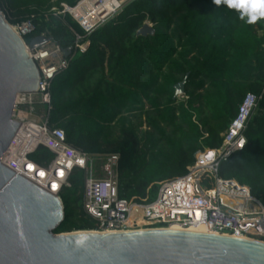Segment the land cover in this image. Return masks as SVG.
Masks as SVG:
<instances>
[{"label": "trees", "instance_id": "obj_1", "mask_svg": "<svg viewBox=\"0 0 264 264\" xmlns=\"http://www.w3.org/2000/svg\"><path fill=\"white\" fill-rule=\"evenodd\" d=\"M79 1L0 0V10L9 25L30 20L32 37L45 35L63 51L82 32L51 9ZM144 23L154 36L136 38ZM86 39L87 51L50 82L48 124L90 157L102 147L119 154L120 199L151 201L197 151L218 148L252 94L244 149L220 164L218 176L247 186L264 207V18L245 23L213 0H132ZM184 78L186 100L178 101L175 86ZM30 158L42 166L53 154L39 147ZM83 181L74 169L61 190L64 220L55 234L96 229L82 210Z\"/></svg>", "mask_w": 264, "mask_h": 264}, {"label": "built area", "instance_id": "obj_2", "mask_svg": "<svg viewBox=\"0 0 264 264\" xmlns=\"http://www.w3.org/2000/svg\"><path fill=\"white\" fill-rule=\"evenodd\" d=\"M131 1L80 0L73 7L60 4L59 8H52L54 15H67L82 32V35L73 33V46L66 59L55 44L52 51L46 49L49 43L33 51L29 50L28 39L33 38L35 32V25L30 20L10 25L23 42L29 58L36 64L39 82L37 92L21 94L16 98L12 119L19 122V128L1 164L17 176L54 195L60 202L61 190L70 188L67 180L72 171L82 170V210L100 233L165 230L171 225H178L184 228H203L210 235L262 242L263 205L251 195L247 186L218 176L220 164L244 149L246 141L243 133L256 108V96H245L236 116L221 134L222 142L218 148H202L197 151L185 173L160 184L156 197L147 203L119 198L118 155L104 160L102 169L105 177L95 179L88 173L90 156L67 144L64 132L48 124L50 82L68 67L73 56L87 51L89 42L86 38L118 15ZM1 15L6 20L3 11ZM55 56H60L61 60L56 64L48 63ZM33 96L38 97L39 103L46 110L39 122L27 120L17 112V108L31 106L34 103ZM181 97L186 100L184 94ZM39 147L53 154V159L47 165L40 166L30 158Z\"/></svg>", "mask_w": 264, "mask_h": 264}, {"label": "water", "instance_id": "obj_3", "mask_svg": "<svg viewBox=\"0 0 264 264\" xmlns=\"http://www.w3.org/2000/svg\"><path fill=\"white\" fill-rule=\"evenodd\" d=\"M144 23L136 38L153 37ZM52 42L34 36L30 51ZM66 59L70 48L62 51ZM186 79L175 86L184 94ZM39 73L21 39L0 10V264H264V243L210 234L140 230L55 234L64 220L52 194L1 164L19 122L12 119L18 95L38 91Z\"/></svg>", "mask_w": 264, "mask_h": 264}, {"label": "rangeland", "instance_id": "obj_4", "mask_svg": "<svg viewBox=\"0 0 264 264\" xmlns=\"http://www.w3.org/2000/svg\"><path fill=\"white\" fill-rule=\"evenodd\" d=\"M3 13H4V11H3ZM46 49L48 51H52L54 49V43L50 42L48 45H46ZM60 60H61L60 56H55L48 63L56 64ZM32 98L34 100V103L31 106L17 108V112L19 115H23V117H25L27 120L39 122L45 116L46 110L39 103L38 97L33 96ZM176 99L178 101H185V99H183L181 97V95L177 96ZM112 155H118L119 156V154L117 152H114L112 149L102 147L97 151V153H95L94 155H92L90 157V165L88 168V173L91 175V177H93L95 179H102L105 177L103 169H102L103 163H104V160H106L109 156H112ZM117 175H118V171H117ZM156 193H157V191L154 193L153 199L156 197ZM89 231H97V230L94 229V230H89ZM74 232H84V231H74ZM86 232H88V231H86ZM262 242L264 243V240Z\"/></svg>", "mask_w": 264, "mask_h": 264}, {"label": "clouds", "instance_id": "obj_5", "mask_svg": "<svg viewBox=\"0 0 264 264\" xmlns=\"http://www.w3.org/2000/svg\"><path fill=\"white\" fill-rule=\"evenodd\" d=\"M213 3L217 6L223 3L228 9L235 10L239 19L248 24L264 18V0H213Z\"/></svg>", "mask_w": 264, "mask_h": 264}, {"label": "bare ground", "instance_id": "obj_6", "mask_svg": "<svg viewBox=\"0 0 264 264\" xmlns=\"http://www.w3.org/2000/svg\"><path fill=\"white\" fill-rule=\"evenodd\" d=\"M165 230H171V231H183V232H192V233H201V234H209L205 229L203 228H195V227H189L184 228L178 225H171ZM91 233H100L98 231H89Z\"/></svg>", "mask_w": 264, "mask_h": 264}, {"label": "snow or ice", "instance_id": "obj_7", "mask_svg": "<svg viewBox=\"0 0 264 264\" xmlns=\"http://www.w3.org/2000/svg\"><path fill=\"white\" fill-rule=\"evenodd\" d=\"M29 167H31V165H29ZM63 173H61V175H62ZM40 175H44V173H40Z\"/></svg>", "mask_w": 264, "mask_h": 264}]
</instances>
